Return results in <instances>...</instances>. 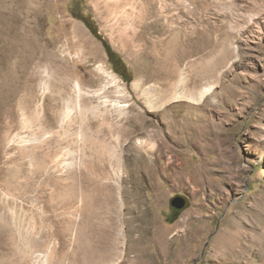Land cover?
<instances>
[{
	"label": "rangeland",
	"instance_id": "1",
	"mask_svg": "<svg viewBox=\"0 0 264 264\" xmlns=\"http://www.w3.org/2000/svg\"><path fill=\"white\" fill-rule=\"evenodd\" d=\"M0 264H264V0H0Z\"/></svg>",
	"mask_w": 264,
	"mask_h": 264
},
{
	"label": "bare ground",
	"instance_id": "2",
	"mask_svg": "<svg viewBox=\"0 0 264 264\" xmlns=\"http://www.w3.org/2000/svg\"><path fill=\"white\" fill-rule=\"evenodd\" d=\"M99 68H100V70L101 71H104V72H106L107 74H109V75H111V77L114 79V83H117V81H118V77L116 76V75H114L113 73H109V72H107L102 66H99ZM184 80V79H183ZM186 81V80H185ZM182 82V81H181ZM137 85V84H136ZM137 86H139V85H137ZM136 86V87H137ZM214 86V84H211V85H209V86H207V87H204L202 90H200V92H199V98L198 99H196L197 100V102H201L202 100H203V98L212 90V87ZM78 88H79V85H78ZM175 92V91H174ZM192 92V91H191ZM194 92V91H193ZM183 93V92H182ZM183 97V95H180V94H177V95H175L174 96V98H182ZM185 97V96H184ZM183 97V98H184ZM191 98H192V96H190ZM194 97H196L195 95H194ZM190 98V99H191ZM149 100V99H148ZM188 100V99H187ZM149 102V101H148ZM152 102V101H151ZM151 102H149V106H150V104H151ZM153 102H154V100H153ZM156 103V102H155ZM115 104H117V103H115ZM128 104V103H127ZM114 105V104H113ZM158 105V104H157ZM117 106V109L119 110V111H122V112H124L125 111V109H126V104L124 103H122V104H120L119 103V105H116ZM157 108V107H156ZM188 108H189V106H188ZM155 109V108H154ZM117 110V111H118ZM127 112V111H126ZM121 114V113H120ZM126 115V114H125ZM175 117V116H174ZM174 120V119H173ZM184 120V119H183ZM150 123V122H149ZM179 123H180V121L178 120V121H172L171 123H170V125H168V127L169 128H171V129H175L176 128V126H177V124L179 125ZM151 124V123H150ZM141 126H143L142 124H140ZM131 123H129L128 125H127V127H123L125 130H126V132L127 133H131ZM145 126V125H144ZM137 142L139 143V144H141L142 146L146 143V141H145V139H143L141 136H138L137 137ZM238 223L239 222H236V221H231L229 224H228V226L226 227V228H224L223 230H221L220 231V233L218 234V236L216 237V240H215V242H216V244H217V247L219 248V249H221L222 250V252L224 253V254H226L229 258H231V259H236V258H240L241 256H242V254H244V252L246 251V246H245V244H244V242H243V236H245L244 234H245V232H242V230L240 231V229H239V226H240V224H239V226H238ZM227 225V224H226ZM110 227H112L111 225H109ZM217 253H219V251L217 252ZM114 256V252H113V250H110V254H109V256L108 257H105V258H103V259H101V261H104L105 262V260H106V258L107 259H110V257H113ZM228 258V259H229Z\"/></svg>",
	"mask_w": 264,
	"mask_h": 264
},
{
	"label": "trees",
	"instance_id": "3",
	"mask_svg": "<svg viewBox=\"0 0 264 264\" xmlns=\"http://www.w3.org/2000/svg\"><path fill=\"white\" fill-rule=\"evenodd\" d=\"M85 22L91 27L90 22L88 21L89 19L85 17ZM104 43V46L106 47L109 61L111 62L113 69L119 73L121 76L127 79L129 81V78L126 77V66L120 57V55L111 47V45L107 42V40L103 39L100 37Z\"/></svg>",
	"mask_w": 264,
	"mask_h": 264
},
{
	"label": "water",
	"instance_id": "4",
	"mask_svg": "<svg viewBox=\"0 0 264 264\" xmlns=\"http://www.w3.org/2000/svg\"><path fill=\"white\" fill-rule=\"evenodd\" d=\"M171 205L175 208L182 209L186 205V198L181 195H177L171 199Z\"/></svg>",
	"mask_w": 264,
	"mask_h": 264
},
{
	"label": "flooded vegetation",
	"instance_id": "5",
	"mask_svg": "<svg viewBox=\"0 0 264 264\" xmlns=\"http://www.w3.org/2000/svg\"><path fill=\"white\" fill-rule=\"evenodd\" d=\"M186 198V197H185ZM188 205V199L186 198V205L184 206V207H186ZM173 207V206H172ZM183 207V208H184ZM182 208V209H183ZM177 210H181V209H178V208H175V207H173V211H177Z\"/></svg>",
	"mask_w": 264,
	"mask_h": 264
}]
</instances>
